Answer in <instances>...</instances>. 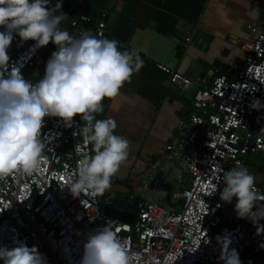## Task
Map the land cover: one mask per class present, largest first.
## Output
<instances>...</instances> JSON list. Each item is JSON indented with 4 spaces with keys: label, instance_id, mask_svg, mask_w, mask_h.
I'll list each match as a JSON object with an SVG mask.
<instances>
[{
    "label": "built area",
    "instance_id": "2783aa9c",
    "mask_svg": "<svg viewBox=\"0 0 264 264\" xmlns=\"http://www.w3.org/2000/svg\"><path fill=\"white\" fill-rule=\"evenodd\" d=\"M65 12L74 37L84 32L100 39L106 36V14H77L73 7ZM248 28L253 40L238 42L245 53L243 69L215 72L208 82L157 65L173 86L195 85L189 115L178 121L176 135L164 148L166 159L182 173L178 179L185 176L187 181L181 193L167 198L168 208L138 201L128 223L104 215L103 205L110 207L113 195H94L89 190L75 197L68 186L77 178L78 162L94 155L93 146L83 142L80 115L73 118L72 127L59 117H46L42 128L46 148L39 170L31 175L13 172L0 182V246L13 248L20 241L37 247L46 264H80L89 233L108 226L126 245L129 264H224L217 240L224 236L232 239L230 249L239 253L242 264H264V233L228 213L236 197L231 203L220 198L226 186L223 171L243 166L246 156L264 149V139L256 133L264 122V107H251L255 100L264 105V24ZM35 44L15 36L8 49L9 71L15 64L25 78L26 70L35 68L44 49ZM47 46L57 51L54 43Z\"/></svg>",
    "mask_w": 264,
    "mask_h": 264
},
{
    "label": "clouds",
    "instance_id": "9594fccd",
    "mask_svg": "<svg viewBox=\"0 0 264 264\" xmlns=\"http://www.w3.org/2000/svg\"><path fill=\"white\" fill-rule=\"evenodd\" d=\"M49 4L50 0H0V27L5 29L0 31V182L13 172L31 175L39 170L46 148L42 139L46 117H59L72 127L73 118L80 115L84 123L79 132L84 144L93 146L94 155L78 162L77 178L68 188L75 197L89 190L102 195L127 162L131 145L126 137L115 134L118 125L114 119H96L95 114L104 111L105 98L120 94L144 61L138 49L120 51L116 40L100 39L90 32L79 38L70 35L61 28L68 19L60 11L61 0L54 7ZM16 35L22 42L35 41V48L50 42L57 46L43 78L35 84L26 80L15 64L9 71L8 49ZM251 107L259 110L264 105L255 100ZM260 133L264 134V129ZM222 176L226 186L220 193L221 200L231 203L236 197L235 211L241 219L254 224L264 219V194L257 190L256 178L247 167L238 164L223 171ZM261 233L264 226H258ZM217 240L224 264H242L239 253L230 249L229 236ZM15 243L13 248L0 246L4 264H46L37 247ZM83 247L80 264H129L126 245L108 226L89 233Z\"/></svg>",
    "mask_w": 264,
    "mask_h": 264
},
{
    "label": "crops",
    "instance_id": "0c3cea01",
    "mask_svg": "<svg viewBox=\"0 0 264 264\" xmlns=\"http://www.w3.org/2000/svg\"><path fill=\"white\" fill-rule=\"evenodd\" d=\"M58 0H50L54 7ZM67 15L61 28L70 35V16L65 12L95 17L106 14L107 34L104 38L119 42L120 51L138 49L144 66L125 82L120 94L103 100L104 111L96 119L112 118L117 122L116 135L126 137L131 145L127 162L112 177L104 196H114L110 208L125 212L128 219L136 213L138 201H151L168 208V197L179 194L187 186L179 167L172 165L164 148L176 135L179 120L187 118L192 107L195 85L177 87L169 83L158 64L176 70L190 80H212L215 72L227 73L232 67L243 69L245 53L239 41L254 36L248 26L264 24V0H61ZM254 11V10H257ZM57 15L60 12L56 13ZM3 27H0V31ZM186 39H189L187 42ZM11 52V49L8 53ZM54 49L44 47L34 69L25 78L40 80ZM229 77H232L229 74ZM264 122L256 129L261 130ZM243 166L256 178L264 192V149L243 159ZM185 179V180H184ZM237 201L228 213L246 225L235 211ZM177 208V201L173 204ZM103 208H106L103 205ZM263 257L258 256L262 261Z\"/></svg>",
    "mask_w": 264,
    "mask_h": 264
},
{
    "label": "water",
    "instance_id": "95a60500",
    "mask_svg": "<svg viewBox=\"0 0 264 264\" xmlns=\"http://www.w3.org/2000/svg\"><path fill=\"white\" fill-rule=\"evenodd\" d=\"M103 213L105 216H107L109 218L117 219V220L122 221V222L132 223V219H128L126 217L125 212L119 211L117 209L106 207V208H104ZM53 259H55V258L53 257Z\"/></svg>",
    "mask_w": 264,
    "mask_h": 264
}]
</instances>
